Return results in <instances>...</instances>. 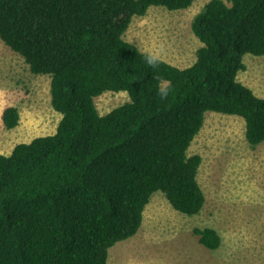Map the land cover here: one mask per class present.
I'll return each instance as SVG.
<instances>
[{
  "label": "trees",
  "instance_id": "1",
  "mask_svg": "<svg viewBox=\"0 0 264 264\" xmlns=\"http://www.w3.org/2000/svg\"><path fill=\"white\" fill-rule=\"evenodd\" d=\"M193 0H0V40L35 75L50 77L56 130L0 154V264H107L108 250L134 236L152 194L177 211H201V156L187 151L205 112L236 115L251 148L264 141V98L237 79L246 53L264 55V0H208L193 16L194 61L155 69L123 38L151 6ZM169 82L165 99L157 94ZM128 100L100 114L94 98ZM7 129L19 111L2 112ZM204 247L211 227L194 228Z\"/></svg>",
  "mask_w": 264,
  "mask_h": 264
},
{
  "label": "rangeland",
  "instance_id": "2",
  "mask_svg": "<svg viewBox=\"0 0 264 264\" xmlns=\"http://www.w3.org/2000/svg\"><path fill=\"white\" fill-rule=\"evenodd\" d=\"M208 0H193L180 10L151 6L134 16L123 38L141 51L186 67L201 46L191 20ZM246 69L237 79L264 98V55L246 53ZM50 77L35 75L17 53L0 40V154L20 142L55 132L60 114L50 104ZM128 95L104 92L94 98L100 114L126 102ZM19 111L18 124L7 129L2 112ZM242 117L205 112L188 155L201 156L197 180L205 195L201 211L188 216L175 210L161 191L152 194L138 232L108 250L107 264H264V141L251 148ZM211 227L220 235L217 249L198 242L194 228Z\"/></svg>",
  "mask_w": 264,
  "mask_h": 264
},
{
  "label": "clouds",
  "instance_id": "3",
  "mask_svg": "<svg viewBox=\"0 0 264 264\" xmlns=\"http://www.w3.org/2000/svg\"><path fill=\"white\" fill-rule=\"evenodd\" d=\"M144 61L147 65H149L153 69H155L161 63V58L158 54L145 53L144 54ZM170 89H171V85L169 82H166V81H161L156 87L157 94L159 95V97L161 99L167 98V96L170 92Z\"/></svg>",
  "mask_w": 264,
  "mask_h": 264
}]
</instances>
